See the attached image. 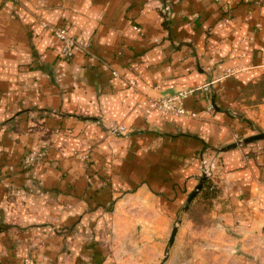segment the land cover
I'll return each instance as SVG.
<instances>
[{"label": "crops", "instance_id": "obj_1", "mask_svg": "<svg viewBox=\"0 0 264 264\" xmlns=\"http://www.w3.org/2000/svg\"><path fill=\"white\" fill-rule=\"evenodd\" d=\"M172 1L171 19L158 10L162 0L0 4V166L15 164L24 152L45 143L76 149L96 144L86 170L77 159H63L51 149L43 167L1 179L0 225H74L83 219L84 207H91L92 192L103 204L113 189L168 191L177 182L192 189L205 143L223 146L252 134L236 96L253 80L254 70L219 76L238 65L264 63V0H227L234 22L225 28L218 22L226 0ZM42 22L65 26L76 38L70 59L59 57L61 43ZM254 33L255 41H249ZM124 79H134L136 88L128 89ZM210 81L208 91L184 100L202 118L165 114L152 103ZM119 124L130 132L114 138L106 129ZM155 144L158 149L152 150ZM262 145L249 147L246 161L245 149L221 154L219 207L224 206L222 217L239 236L264 241ZM101 177H110L112 186H101ZM11 234L0 232V249L2 242L12 245L16 237L25 238ZM19 246L17 255L37 257V248ZM14 253L2 251V263L12 264Z\"/></svg>", "mask_w": 264, "mask_h": 264}, {"label": "rangeland", "instance_id": "obj_2", "mask_svg": "<svg viewBox=\"0 0 264 264\" xmlns=\"http://www.w3.org/2000/svg\"><path fill=\"white\" fill-rule=\"evenodd\" d=\"M172 4V0H162L158 6L159 12L165 18H172ZM224 5L225 9L218 22L222 28L234 22L231 3L226 0ZM165 7H168L167 11H163ZM258 26L261 25L257 24L256 27ZM255 39V33L248 37L249 41ZM247 70H254L255 77L246 82L237 94L236 101L245 110V114L249 115L245 117L246 125L252 131L251 135H255L264 132V63H260V66L238 65L225 70L219 78H230ZM210 110H213L212 106ZM202 117L200 115L199 118ZM111 128L112 126L106 131L114 138L126 137L130 132L113 133ZM66 135L71 136L72 133L66 132ZM244 138L246 137L238 138L227 145ZM256 142H262L261 149L264 148V138L225 151L220 149L227 145L205 143L198 155V173L192 189H186L178 182L173 183L168 191L149 188L137 193L135 190L113 189L111 197H107L103 204H97L98 200L92 192L89 195L91 202L88 203L91 207H84L83 219L78 218L71 226L61 225L58 221H53L48 226L41 223L37 226L20 224L18 221L2 223L1 233L10 230V236L25 238L20 241L16 237L12 245L2 242L0 254L8 248L13 250L15 253L12 254V264H161L164 258L166 259L163 264H264L263 239L257 236H239L222 217L225 213L224 206L219 207L222 201L219 187L221 154L236 148L241 151L247 149L242 151V161H246L248 155H252L249 147ZM95 145L76 149L66 144H42L24 152L15 164L4 163L0 166V180L17 171L43 167L51 149L63 159H77L86 170L92 164L91 149ZM117 145L113 144L112 148ZM157 149L155 144L152 150ZM32 152L37 157L30 164H25V156ZM205 165L212 171L208 176L203 173ZM203 175L206 177L204 183L208 181L216 193H200V189L186 208L188 196ZM100 180L101 186H112L110 177H101ZM38 195L40 194L37 197ZM25 208H28L27 211L40 213L33 207ZM174 227L177 231L169 246L168 240ZM21 243L31 250L37 248V257L17 255ZM8 256L9 253L6 257ZM2 261L4 260L0 259V264H4Z\"/></svg>", "mask_w": 264, "mask_h": 264}, {"label": "built area", "instance_id": "obj_3", "mask_svg": "<svg viewBox=\"0 0 264 264\" xmlns=\"http://www.w3.org/2000/svg\"><path fill=\"white\" fill-rule=\"evenodd\" d=\"M7 0H0V4ZM168 7H165L163 11H167ZM42 25L45 28L50 29L51 33L60 41L61 47L59 51V57L61 59H70L74 55V51L78 46L77 40L74 36H72L68 29L65 26L61 25H51L47 22H42ZM136 30H140L139 27H134ZM87 50V49H86ZM111 75L114 77H118L119 73L111 69ZM124 82L128 89L134 90L136 88V81L134 79H124ZM214 81H210L206 84H203L201 86L188 88V89H182L179 91H176L173 94L156 98L152 100V103L154 107L159 110L162 113L170 114L174 116H180V117H186V118H199L200 114L198 112L192 111L187 109L184 106V100L195 94L197 91H208L210 85ZM211 106H209L206 110H210ZM111 131L113 133H120V134H126L128 132L127 128L123 125H115L111 128ZM36 153L32 152L25 156L24 162L25 164H30L33 159H35ZM211 169L207 165L204 166L203 173L205 175L211 174Z\"/></svg>", "mask_w": 264, "mask_h": 264}, {"label": "water", "instance_id": "obj_4", "mask_svg": "<svg viewBox=\"0 0 264 264\" xmlns=\"http://www.w3.org/2000/svg\"><path fill=\"white\" fill-rule=\"evenodd\" d=\"M264 138V132H261V133H258V134H255V135H251L249 137H246L244 138L242 141H238L236 143H232L230 145H227L226 147L224 148H221L220 150L221 151H225V150H229V149H232V148H235L236 146L238 145H241V144H244V143H248V142H251L253 140H257V139H263ZM206 177L205 175L201 176L198 184L195 186L194 190L190 193V195L188 196L187 198V203H186V208L188 206V204L191 202V200L193 199V197L197 194V192L202 188L203 186V183L205 181ZM176 231H177V228L174 227L171 234H170V238L168 240V245L170 246L174 240V236L176 234ZM166 258H164L161 262V264L164 263Z\"/></svg>", "mask_w": 264, "mask_h": 264}, {"label": "trees", "instance_id": "obj_5", "mask_svg": "<svg viewBox=\"0 0 264 264\" xmlns=\"http://www.w3.org/2000/svg\"><path fill=\"white\" fill-rule=\"evenodd\" d=\"M200 193H207V194L213 193V194H215L216 191H214L213 187H211L210 183L208 181H206L204 183L203 187L201 188Z\"/></svg>", "mask_w": 264, "mask_h": 264}]
</instances>
